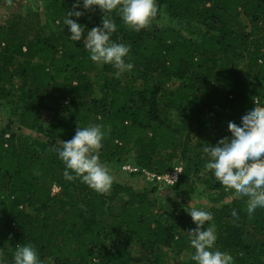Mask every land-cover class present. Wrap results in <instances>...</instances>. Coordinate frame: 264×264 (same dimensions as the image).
<instances>
[{
    "label": "trees",
    "instance_id": "1",
    "mask_svg": "<svg viewBox=\"0 0 264 264\" xmlns=\"http://www.w3.org/2000/svg\"><path fill=\"white\" fill-rule=\"evenodd\" d=\"M156 2L157 16L139 32L112 13L117 30L111 40L130 46L125 60L133 68L117 75L110 64L102 65L101 97L89 81L95 62L63 24L75 1L67 6L52 0L44 24L34 15L32 21L12 16L0 26V96H8V83L17 79L23 104L20 135L0 131L2 264H12L17 244L33 245L44 264H167L162 249L194 251L186 231L151 221L149 194L134 195L131 185L120 184L99 194L79 179H66L55 151L58 141L70 140L78 126L94 124L106 133L99 150L102 164L133 153L136 168L160 174L182 157L184 170L168 187L183 193L195 176L215 191L213 202L221 205L212 214L216 246L227 250L234 264H264V208L249 215L247 197L227 202L235 190L200 174L207 160L204 149L218 140L190 157L195 127L239 123L253 103L264 105V0ZM103 15L94 8L77 22L85 34L100 25ZM172 112L181 117L178 127ZM45 116V135L29 143L21 135L33 136ZM134 243L138 255L132 253Z\"/></svg>",
    "mask_w": 264,
    "mask_h": 264
},
{
    "label": "clouds",
    "instance_id": "2",
    "mask_svg": "<svg viewBox=\"0 0 264 264\" xmlns=\"http://www.w3.org/2000/svg\"><path fill=\"white\" fill-rule=\"evenodd\" d=\"M81 8L83 11L79 10ZM94 8L104 15L100 25L88 29L85 35V27L77 20ZM114 11L123 24L139 32L157 16L158 5L156 0H75L71 10L65 12L63 24L70 39L80 41L83 36L84 47L92 62L110 64L120 75L131 71L133 65L125 60L130 46L111 40L117 30L112 18ZM227 128L230 136L204 149L207 153L205 169L210 170L211 175L226 189H234L237 194L247 197V212L252 215L257 208H264V105L253 103L241 114L239 123L229 121ZM105 135L99 124L78 126L75 135L67 141L59 140V146L55 149L64 164L66 179H79L99 194L109 192L113 183L108 167L99 159ZM184 211L195 224L194 229L187 231L190 246L194 249L191 261L195 264H234L233 256L216 246L217 235L209 223L211 212L204 207H196L192 200ZM231 211L233 216L237 215L235 208ZM12 264L44 262L33 245L17 244L12 254Z\"/></svg>",
    "mask_w": 264,
    "mask_h": 264
},
{
    "label": "rangeland",
    "instance_id": "3",
    "mask_svg": "<svg viewBox=\"0 0 264 264\" xmlns=\"http://www.w3.org/2000/svg\"><path fill=\"white\" fill-rule=\"evenodd\" d=\"M52 0H15L12 3H2L0 4V26L6 24V19L12 16H22V18H29L30 21L34 20V15H38V20L41 24L45 23V11ZM75 0H63L65 5L69 6L71 2ZM62 2V1H61ZM166 20H169L164 15ZM92 21H95L94 16L89 17ZM241 22L249 26V20L244 17L241 18ZM176 23V22H174ZM98 27V26H93ZM91 29V28H90ZM89 29V30H90ZM88 31V30H87ZM85 32V35L87 33ZM194 37L197 35H193ZM80 42L84 44V38L82 36ZM244 63H241L243 66ZM104 75L102 72V64L95 63L94 70L89 74V81L92 82L97 90V96L101 97L99 90L102 86ZM19 81L13 79L11 83H8L7 89L9 94L6 97L0 96V131L4 129H10L11 132L20 135L18 130V120L20 117V110L23 107L22 100L20 98L21 93L18 91ZM179 86V82L176 81L172 88L176 89ZM47 117L42 121L39 129L31 135L27 133L22 134L29 143H33L36 137H43L45 135V125L47 123ZM171 120L175 127L179 126L181 117L177 112L171 113ZM228 123H221L214 125L212 127H195V132L193 134V139L190 144V157L194 158L198 156L201 149L204 148L206 143H213L214 141H219V139L230 134L227 128ZM39 139V138H38ZM172 166H180L184 170L185 161L182 157L174 160L170 163ZM108 167L110 174L113 177L112 187L114 185H131L134 190L133 194L137 193H147L150 195L151 200L154 203V210L150 215L151 221L160 220L167 224L177 225L184 233V231H189L195 228L191 217L184 211V207L189 205L192 200L196 207H204L207 211L213 214L215 208H219L221 205L214 203L213 199L217 196V193L210 189V187L205 186L202 182L196 181L195 176H190L188 184L183 185V193L174 191L163 183L157 181H151L144 174H139L136 172H130L129 170H124V166H134V154L130 153L128 155L122 156L120 159L116 158L111 163L104 164ZM201 175L207 176L209 180H213L214 177L211 175L210 170H206L205 166H202ZM154 172V171H153ZM154 173H157L156 171ZM166 173V172H165ZM160 173V174H165ZM195 181V182H193ZM191 185L192 191L189 190ZM156 189V193L149 192ZM181 191V190H180ZM54 192H58V188L54 187ZM124 201H130L132 198L122 196ZM242 195L235 194L233 197L228 198L227 202L233 199L240 198ZM121 205V203L119 202ZM183 206V207H182ZM30 211V210H29ZM179 223V224H178ZM214 228V222L211 219L209 222ZM207 226V222L205 227ZM183 227V230L181 229ZM139 247L134 243L132 248V253L138 255ZM163 257L165 258L167 264H182L187 263L190 259L191 254L187 251L178 252L175 249H162Z\"/></svg>",
    "mask_w": 264,
    "mask_h": 264
},
{
    "label": "built area",
    "instance_id": "4",
    "mask_svg": "<svg viewBox=\"0 0 264 264\" xmlns=\"http://www.w3.org/2000/svg\"><path fill=\"white\" fill-rule=\"evenodd\" d=\"M124 170H129L130 172H136V173H142L147 176V178L151 181H157L159 183H163L167 186H174L177 181L179 180V177L182 174V167L180 166H173L171 170L166 172L165 174H156L153 172H149L146 170H140L139 168L136 167H130V166H124ZM179 173H177V172Z\"/></svg>",
    "mask_w": 264,
    "mask_h": 264
}]
</instances>
